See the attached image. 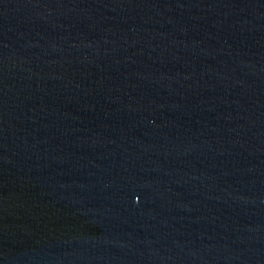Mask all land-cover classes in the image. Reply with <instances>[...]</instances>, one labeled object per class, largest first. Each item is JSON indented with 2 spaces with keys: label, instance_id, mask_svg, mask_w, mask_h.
Returning <instances> with one entry per match:
<instances>
[{
  "label": "water",
  "instance_id": "95a60500",
  "mask_svg": "<svg viewBox=\"0 0 264 264\" xmlns=\"http://www.w3.org/2000/svg\"><path fill=\"white\" fill-rule=\"evenodd\" d=\"M0 264H264V0H0Z\"/></svg>",
  "mask_w": 264,
  "mask_h": 264
}]
</instances>
